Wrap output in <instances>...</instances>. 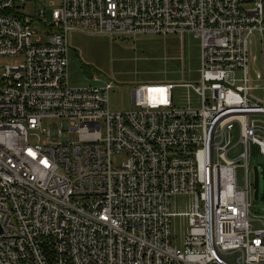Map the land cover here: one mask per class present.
Here are the masks:
<instances>
[{"label": "built area", "instance_id": "obj_1", "mask_svg": "<svg viewBox=\"0 0 264 264\" xmlns=\"http://www.w3.org/2000/svg\"><path fill=\"white\" fill-rule=\"evenodd\" d=\"M26 2L39 0H0V264H264V218L253 229L249 217L258 165L248 164L253 146L264 156V0H61L41 34L33 23L45 10L25 15ZM70 30L191 33L199 79L137 84L133 108L113 111L111 81L68 86ZM252 32L260 96L247 76ZM179 85L199 107L174 105ZM54 119L69 128L43 125ZM236 128L242 191L228 157ZM177 194L193 197L181 247L171 243Z\"/></svg>", "mask_w": 264, "mask_h": 264}, {"label": "rangeland", "instance_id": "obj_2", "mask_svg": "<svg viewBox=\"0 0 264 264\" xmlns=\"http://www.w3.org/2000/svg\"><path fill=\"white\" fill-rule=\"evenodd\" d=\"M61 5V0H45L44 2H26L22 13L34 16L36 11L45 10V17L35 21L33 26L37 33L43 32L52 25L51 12ZM67 84L71 88L86 85H103L112 83L109 90L108 102L113 111H128L133 108L131 91L137 84L159 83H196L200 75V41L191 33L182 36L175 33L168 34H138L135 36H109L88 34L70 30L67 34ZM45 38H43L44 41ZM261 53L260 38L257 32H252L247 38V76L251 91L260 96ZM240 72L233 74L240 77ZM95 76V77H94ZM174 105L177 107L197 108L200 100L191 87L179 85L172 90ZM59 125L63 130L69 128V121L65 119L45 120ZM54 133L55 126L52 127ZM29 139L34 135L29 131ZM76 141V135L64 132L62 139ZM238 131H233L229 139L232 146L228 157L235 159L234 169L235 188L244 189V170L236 158L241 151L237 144ZM249 167L258 165V197L249 196L250 224L253 229L261 225L259 219L264 218V156L258 153L257 147L251 148ZM121 157H118V161ZM251 174V170H250ZM252 177V175L250 176ZM251 191V189H250ZM193 208V197L188 194H177L171 197V243L181 247L186 232L187 218L184 214Z\"/></svg>", "mask_w": 264, "mask_h": 264}, {"label": "water", "instance_id": "obj_3", "mask_svg": "<svg viewBox=\"0 0 264 264\" xmlns=\"http://www.w3.org/2000/svg\"><path fill=\"white\" fill-rule=\"evenodd\" d=\"M258 172H257V169L254 167L253 168V199H257L258 197ZM0 231H1V228H0Z\"/></svg>", "mask_w": 264, "mask_h": 264}, {"label": "crops", "instance_id": "obj_4", "mask_svg": "<svg viewBox=\"0 0 264 264\" xmlns=\"http://www.w3.org/2000/svg\"><path fill=\"white\" fill-rule=\"evenodd\" d=\"M174 103V102H173Z\"/></svg>", "mask_w": 264, "mask_h": 264}]
</instances>
